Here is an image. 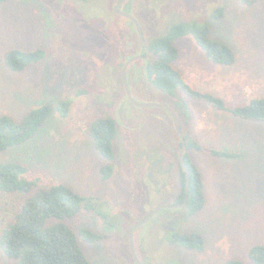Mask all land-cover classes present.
Here are the masks:
<instances>
[{
  "label": "rangeland",
  "instance_id": "rangeland-1",
  "mask_svg": "<svg viewBox=\"0 0 264 264\" xmlns=\"http://www.w3.org/2000/svg\"><path fill=\"white\" fill-rule=\"evenodd\" d=\"M119 1L0 3V115L20 122L35 107H53L36 135L0 150V162L25 166L40 187L64 183L92 198L89 211L68 219L76 231L101 235L92 243L79 236L92 264H137L131 229L159 206L176 204L182 190L181 136L172 114L162 106H136L126 95L122 67L145 50L135 24L116 14ZM120 10L138 19L148 42L177 22L207 25L211 37L232 48L235 62L215 63L191 34L180 37L174 66L183 80L229 107L264 97V0H130ZM12 49H43L46 56L11 70L4 56ZM150 58L128 68L134 98L168 104L186 143L192 139L230 156L186 148L202 172L206 204L195 215L184 207L159 209L134 231L136 255L142 264H253L250 248L264 244V122L235 116L180 88L166 94L147 79ZM62 101L69 104L66 116L57 109ZM102 117L114 118L117 128L109 179L101 172L109 161L90 133L91 123ZM34 192L0 190V235ZM174 232L201 233L204 250L172 245L168 237ZM0 258L6 260L1 250Z\"/></svg>",
  "mask_w": 264,
  "mask_h": 264
},
{
  "label": "trees",
  "instance_id": "trees-1",
  "mask_svg": "<svg viewBox=\"0 0 264 264\" xmlns=\"http://www.w3.org/2000/svg\"><path fill=\"white\" fill-rule=\"evenodd\" d=\"M7 1L0 0V3ZM238 1L241 4L251 5L259 0ZM126 3H130V0ZM189 34L197 40L207 56L215 63L234 64L236 58L232 48L211 37L207 25L196 21H181L174 23L163 35L154 37L148 42L152 58L146 63L147 79L159 90L171 96L175 94L176 89L180 88L188 95L196 99H204L235 116L264 122V97L252 99L244 106L229 107L220 97L208 92L196 91L183 80L174 66L179 57V49L175 41ZM45 56L46 52L43 49L34 51L12 49L6 52L4 60L11 70H23L36 64ZM57 109L62 116H66L69 104L62 101L57 105ZM52 110L53 107L49 104L35 107L26 113L20 122L15 121L9 115H0V150L22 144L36 135ZM90 133L98 152L109 161L101 167L103 179H109L114 171L111 161L116 158L115 119L112 117L95 119L90 125ZM186 148L230 156L228 152L204 147L192 139L187 141ZM185 162L190 175V188L184 208L189 215H195L206 204L205 182L198 165L187 153H185ZM185 178L186 173L181 166L182 190L176 203L184 201ZM0 190L4 192L35 190L26 198L13 221L6 225L0 235V250L6 258V260L0 258V264H92L79 244V236L84 241L92 243L101 240V235L87 228H80L76 231L68 223V219L92 208L91 197L77 193L64 183L40 187L30 177L28 168L15 163L0 162ZM168 241L172 245L197 251H203L205 248V239L199 232H174L168 237ZM249 257L253 264H264V244L252 246L249 250ZM229 264L243 263L233 261Z\"/></svg>",
  "mask_w": 264,
  "mask_h": 264
},
{
  "label": "water",
  "instance_id": "water-1",
  "mask_svg": "<svg viewBox=\"0 0 264 264\" xmlns=\"http://www.w3.org/2000/svg\"><path fill=\"white\" fill-rule=\"evenodd\" d=\"M126 1L127 0H120L119 2H117L115 4L114 10H115L116 14L127 17L128 19H130L135 24L139 39L145 48V55H140V56H135V57L130 58L128 61H126L124 63V65L122 67V82H123V86H124L126 95L129 99V101L136 106H139V107L162 106V107H165L166 109H168L170 111V113L172 114L174 126L181 136V146H180L179 157H180L181 166L183 167V169L185 170V173H186L184 201L181 203L173 204V205H161V206H159L158 208L154 209L142 222L135 225L130 231L129 242H130L131 252H132L133 257H134L135 261L137 262V264H142L141 261L138 259L136 252H135V248H134V241H133L134 231L136 230V228L138 226H140L144 222L148 221L161 208H164V207L183 208V207H185L187 199H188V195H189L190 175H189V171H188V168H187V165L185 162L186 138H185L184 133L181 131L179 119H178V116H177L176 112L174 111V109L172 107H170L168 104H156V103H152V102L141 103V102H138L133 96V92H132V89L130 87L128 77H127L128 68H129L131 63H133L134 61H136L138 59H148L151 55V50L149 48L148 41L145 39L143 29H142L141 24L138 21V19L135 18L133 15L120 10V6L123 3H125Z\"/></svg>",
  "mask_w": 264,
  "mask_h": 264
},
{
  "label": "flooded vegetation",
  "instance_id": "flooded-vegetation-1",
  "mask_svg": "<svg viewBox=\"0 0 264 264\" xmlns=\"http://www.w3.org/2000/svg\"><path fill=\"white\" fill-rule=\"evenodd\" d=\"M125 3H126V2H125ZM125 3H123L120 7L124 6Z\"/></svg>",
  "mask_w": 264,
  "mask_h": 264
},
{
  "label": "crops",
  "instance_id": "crops-1",
  "mask_svg": "<svg viewBox=\"0 0 264 264\" xmlns=\"http://www.w3.org/2000/svg\"><path fill=\"white\" fill-rule=\"evenodd\" d=\"M206 196V195H205Z\"/></svg>",
  "mask_w": 264,
  "mask_h": 264
}]
</instances>
